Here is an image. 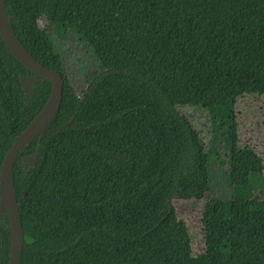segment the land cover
<instances>
[{"label":"trees","instance_id":"1","mask_svg":"<svg viewBox=\"0 0 264 264\" xmlns=\"http://www.w3.org/2000/svg\"><path fill=\"white\" fill-rule=\"evenodd\" d=\"M72 1L81 0H5L13 33L38 62L64 80L56 119L26 143L14 163L25 238L22 264H264V163L253 146L239 139L236 112L244 99L264 97V0H224L231 5V40L199 43V52L191 51L194 56L173 53L186 59L187 71L192 70L191 82L182 86L186 92L182 103L161 75L114 61L126 50L118 34L113 43L109 36L102 37L98 50L105 52L79 97L54 43L55 38L65 41L68 32L80 31L78 23L59 13ZM123 1L128 0H115ZM167 14L166 22L155 14L135 26L132 19L120 18V26L131 32L128 41L133 38L137 46V40L142 47L158 37L157 52L151 57L160 58L172 47L176 50L184 31L173 26ZM137 25H142L139 31ZM183 46L189 49L187 43ZM107 81H118L122 89L112 95ZM51 92V80L24 66L0 33V175L7 153ZM146 103L156 104L177 122L176 148L146 175L142 189L99 196L86 171V135L133 117ZM192 108L208 117L213 136L209 144L181 112ZM219 129H226L220 137ZM221 138L227 151L223 157L217 151ZM105 156L119 172L132 169L126 151L112 150ZM214 157L227 166L228 185L235 192L230 200L209 198ZM241 191L249 197H241ZM178 203L200 206L204 250L196 256ZM10 256V223L3 208L0 264H10Z\"/></svg>","mask_w":264,"mask_h":264},{"label":"rangeland","instance_id":"2","mask_svg":"<svg viewBox=\"0 0 264 264\" xmlns=\"http://www.w3.org/2000/svg\"><path fill=\"white\" fill-rule=\"evenodd\" d=\"M167 12L171 24L184 31L179 33L176 50L172 47L160 58L151 57L154 51L157 52L158 37L153 39V43L148 39L142 47L137 40L139 48L133 38L129 42L127 36L131 32L120 26V18L132 19L135 26L137 21L144 23L145 17L149 15L152 17L160 14L159 19L164 20L166 17L163 15L166 16ZM59 13L64 20L80 25L79 32H68L67 40L54 39L56 53L62 60L65 74L79 97L87 88L89 73L95 71L101 62L100 55L105 52L98 50L103 47V36H109L111 41L108 39V42L113 43L114 35L118 34V38L125 42L124 54L116 56L114 61L131 62L150 74L161 75L181 103L186 101V92L182 86L191 82L189 76L192 70L187 71L186 59L173 57V53L182 56L186 52L194 56L191 51L199 52V43L231 40V5L224 0H128L120 4L115 0H81L65 3ZM168 25L171 31L170 23ZM40 26L44 27L45 22L40 21ZM137 26L139 31L142 25ZM163 39L166 40L165 37ZM183 43H187L191 50L185 48ZM106 86L112 95L122 89L118 81H107ZM124 88L126 90L127 87ZM181 112L189 118L201 139L209 144L213 136L207 115L195 108L183 109ZM236 112L239 139L253 146L264 163V97L244 99ZM225 132L226 129H219L218 136ZM178 135L177 122L153 103H146L140 112L129 119L87 134L84 141L86 171L98 195L111 198L125 189H142L146 175L172 155ZM117 149L126 151L131 157L132 169L128 173L117 171L105 156ZM217 151L222 157L227 154L222 138ZM226 173L227 166L214 157L210 161V199L230 200L235 197V192L228 185ZM240 196L248 198L249 193L241 191ZM199 207L193 203H178L176 206L182 221L189 228L192 253L195 256L204 250Z\"/></svg>","mask_w":264,"mask_h":264},{"label":"water","instance_id":"3","mask_svg":"<svg viewBox=\"0 0 264 264\" xmlns=\"http://www.w3.org/2000/svg\"><path fill=\"white\" fill-rule=\"evenodd\" d=\"M0 33L11 52L24 66L52 82V92L48 102L7 153L0 175V192L3 206L0 207V222L4 208L9 218L11 230L10 264H22L25 238L14 184V163L18 153L26 143L56 119L61 107L64 80L58 71L47 69L38 62L13 33L6 17L5 0H0ZM23 85L25 91H27L29 80H24Z\"/></svg>","mask_w":264,"mask_h":264}]
</instances>
